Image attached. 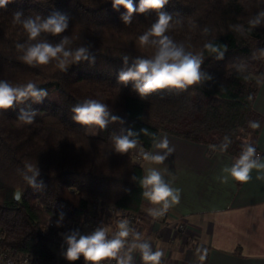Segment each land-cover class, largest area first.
I'll return each instance as SVG.
<instances>
[{"label":"trees","instance_id":"obj_1","mask_svg":"<svg viewBox=\"0 0 264 264\" xmlns=\"http://www.w3.org/2000/svg\"><path fill=\"white\" fill-rule=\"evenodd\" d=\"M133 4L138 8L139 0ZM159 11L171 16L165 35L186 53L202 57L204 79L184 90L165 88L142 97L134 82L121 83L118 76L137 59L154 58L158 44L152 41L158 38L150 37L145 45L139 38L157 22V10L134 12L126 23V9H114L112 0H9L0 8V82L13 87L32 83L47 93L0 110L1 249L44 264H70L63 224L74 223L83 235L107 232L114 220L118 226L127 221L129 227L144 219L141 160L161 132L206 144L211 151H221L227 137L223 151L234 156L246 147L241 135L257 139L263 123L254 99L264 80V70L258 69L264 58V0H168ZM17 12L20 21L14 22ZM54 14L66 16V30L41 32L29 40L23 21H44ZM65 38L66 51L83 47L88 60L70 58L61 70L56 60L33 66L22 59L31 45L57 46ZM209 44L218 51L205 47ZM90 99L107 106L105 128L73 119L72 109ZM150 110L156 120L148 117ZM25 114L31 123L21 119ZM252 123L259 127L253 129ZM129 132L136 147L117 152L114 138ZM28 165L36 173L35 187L26 179L34 175ZM108 208L116 212L114 218Z\"/></svg>","mask_w":264,"mask_h":264},{"label":"crops","instance_id":"obj_2","mask_svg":"<svg viewBox=\"0 0 264 264\" xmlns=\"http://www.w3.org/2000/svg\"><path fill=\"white\" fill-rule=\"evenodd\" d=\"M254 108L263 123L253 158L264 164V80ZM165 138L170 152L156 147ZM147 154L166 156L161 164L143 158L142 166L145 175L155 168L165 183L179 189V203L158 218L150 210L158 212L162 206L144 196L146 216L130 226L121 257L131 256L130 264H147L134 247L146 243L152 252L163 253L159 264H264V169H253L247 183L238 182L227 170L240 156L166 132ZM83 258L72 264H90Z\"/></svg>","mask_w":264,"mask_h":264},{"label":"clouds","instance_id":"obj_3","mask_svg":"<svg viewBox=\"0 0 264 264\" xmlns=\"http://www.w3.org/2000/svg\"><path fill=\"white\" fill-rule=\"evenodd\" d=\"M9 0H0V8H4ZM168 0H139V7L136 8L133 0H112L114 9L120 6L126 9L123 20L130 22L134 12L144 13L146 10H157L159 12L158 20L152 25L148 32L142 35L139 40L141 45L148 44L150 37H156L152 43L158 44V50L153 59H137L131 68L119 73L118 79L121 83L127 84L129 81L134 82V88L139 95L147 96L157 90L165 88H175L184 90L190 86L199 84L204 79L200 71L202 57L190 52L186 53L182 45L175 44L167 35L171 16L159 11L164 8ZM21 13L14 15V22L20 21ZM264 16V13H261ZM253 25L259 23V19L251 21ZM67 18L64 15L54 14L52 17L41 21L39 17L29 18L23 21V28L28 33L29 40H36L41 32L58 35L63 33L67 28ZM68 43L65 38L60 45L53 46L49 43H36L27 47L22 59L29 65H47L50 61L56 60L57 66L64 70L66 65L71 61L79 62L88 60L87 50L83 47L78 48L75 53L66 51L64 45ZM18 47H22L19 46ZM212 52H217L218 48L212 45H205ZM222 55V53H221ZM128 58L124 57L127 63ZM47 93L44 90H37L35 85L28 83L23 87H13L8 83L0 82V110L11 108L14 101H20L27 97L41 99ZM73 119L82 125H96L99 128H105L107 117L109 116L108 108L105 104L94 100H86L82 105L72 109ZM34 115V113H33ZM21 119L25 123H31V116L22 115ZM113 120L117 117L113 116ZM253 129L259 127L257 123L250 125ZM133 133L118 136L114 138L115 149L119 153H127L134 149L137 141L130 139ZM160 149H168V140L165 138L156 145ZM228 147V138L225 137V143L221 145V151ZM170 152L171 149H168ZM255 156V149L246 146L236 163L227 171L232 178L241 183H247L251 179L253 169H264V164L258 163ZM165 155L145 154L144 159L155 164H161L165 160ZM28 170L34 175L28 179L29 184L35 187V171L32 165H28ZM142 186L146 189L143 195L154 205H161V211L150 210V215L157 217L162 216L173 204L179 203V189H174L165 183L160 171L150 168L141 181ZM119 232L113 239L106 238V232L103 229H97L91 235H81L77 239V234L67 237L69 245L66 258L69 261H76L82 255L85 261L90 264H102L108 259H115L117 264H130L131 256L121 257V250L125 245V238L129 236L127 221H121ZM139 247L142 258L147 264H159L163 255L161 251L152 252L146 243L134 245Z\"/></svg>","mask_w":264,"mask_h":264},{"label":"rangeland","instance_id":"obj_4","mask_svg":"<svg viewBox=\"0 0 264 264\" xmlns=\"http://www.w3.org/2000/svg\"><path fill=\"white\" fill-rule=\"evenodd\" d=\"M259 65H258V69H263L264 70V58H262V59H260L259 60ZM251 67V66H250ZM252 68V67H251ZM253 70L254 71H258L256 68H253ZM197 100L199 101V102H209V101H212V100H210V99H205V98H203V97H198L197 98ZM148 117H150V118H152L153 120H156V118H155V116H154V114H153V112H152V110H150V111H148ZM90 132L91 133H93V134H96L97 133V129H95V128H90ZM238 138H239V136H238ZM240 140H242V142L244 143V145H246V146H251V147H253L254 149H255V151H256V137H254V135L253 134H247V135H241L240 136ZM141 154L142 153H140V150H137L136 151V159L138 160V161H140L142 158H141ZM159 212V211H158ZM108 216L109 217H115V215H116V212L114 211V210H112V209H110V208H108ZM165 214H163L162 216H157L158 218H160V217H163ZM117 223L115 222V220L111 223V225L108 227V228H106V238L107 239H113V238H115L116 237V235H117V233L119 232V226H118V224L116 225ZM183 225V224H182ZM129 229H130V226L128 227ZM180 229H184L185 227L183 226V227H179ZM112 231H115V232H112ZM73 234H77V239H79V236L80 235H82V230L79 228V227H77V226H75V224L74 223H68V224H63V228H62V232H61V235H62V240H63V242L65 243V246H66V252H67V249H68V247H69V245L67 244V237H69V236H71V235H73ZM80 234V235H79ZM84 236H87V235H91V234H83ZM125 242H126V240H125ZM82 256V255H81ZM83 257V256H82ZM84 259V258H83ZM78 260V259H77ZM69 261V263L70 264H72V262L73 263H77L78 261ZM113 262V264H116L117 263V261L115 260V259H108V260H105L104 261V264H111L112 262Z\"/></svg>","mask_w":264,"mask_h":264},{"label":"built area","instance_id":"obj_5","mask_svg":"<svg viewBox=\"0 0 264 264\" xmlns=\"http://www.w3.org/2000/svg\"><path fill=\"white\" fill-rule=\"evenodd\" d=\"M50 225L55 226V224L53 222H51ZM0 264H44V263H42V262H40V261L36 260L35 258L28 256V255H24V256L23 255L22 256L21 255H12L9 252L0 248ZM102 264H104V261L102 262ZM111 264H113V262Z\"/></svg>","mask_w":264,"mask_h":264},{"label":"water","instance_id":"obj_6","mask_svg":"<svg viewBox=\"0 0 264 264\" xmlns=\"http://www.w3.org/2000/svg\"><path fill=\"white\" fill-rule=\"evenodd\" d=\"M19 194H20V192L18 191V193H17V197H19Z\"/></svg>","mask_w":264,"mask_h":264}]
</instances>
